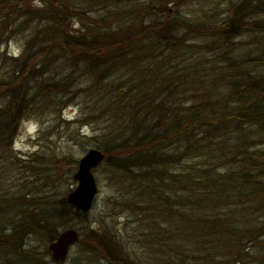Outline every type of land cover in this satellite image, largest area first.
<instances>
[{
  "label": "trees",
  "instance_id": "16d2710c",
  "mask_svg": "<svg viewBox=\"0 0 264 264\" xmlns=\"http://www.w3.org/2000/svg\"><path fill=\"white\" fill-rule=\"evenodd\" d=\"M13 1L0 0V48L26 28L17 22L31 29L11 61L12 76L0 81V177L4 164L18 162L10 147L20 120L85 75L106 89L108 107L129 111L105 140L101 165L121 178L123 202L141 211L140 220L170 226L153 233L157 252L166 245L169 264H264V0L231 1L229 20L204 21L172 16L154 0H119L126 12L88 32L84 24L72 29L66 4L43 0L46 9L30 11L18 1L19 16ZM121 70L132 80L108 81ZM19 193L0 188L1 250L20 264L59 263L28 259L22 246L33 236L55 240L67 225L64 211L31 190ZM103 232L88 236L106 264H145L130 257L122 236L105 241Z\"/></svg>",
  "mask_w": 264,
  "mask_h": 264
},
{
  "label": "rangeland",
  "instance_id": "374dc122",
  "mask_svg": "<svg viewBox=\"0 0 264 264\" xmlns=\"http://www.w3.org/2000/svg\"><path fill=\"white\" fill-rule=\"evenodd\" d=\"M18 1L26 3L28 8L34 9L30 11L47 8H42L43 0H14L12 6L18 10L19 16L21 6H18L17 9ZM54 1L62 7L66 4L72 11L74 16L70 21L72 29H81V24H84L87 32L91 29L95 31V25H99L101 22L102 25L113 23L115 21L113 16L126 12L128 9L123 5L117 8L115 4L119 0H110V2L106 0ZM231 1L236 0H168L167 3L163 0H154L153 3L159 8L167 4L172 16L181 15L185 19L189 16V18L199 20L203 18L201 21H204L205 18L215 17L229 20L230 13H225V11L228 10ZM117 16L119 17L121 14ZM17 17L10 19L19 20ZM151 19L149 16L144 21L149 22L152 21ZM14 26L15 28L26 26V28L17 29L15 32L17 35L12 38V41L0 48V53L3 54H0V81L10 79L12 76L14 67L11 61L19 56L23 37L31 29L29 24H20L19 22ZM115 27L119 26L116 24ZM109 29L113 28L109 26ZM9 30L11 29L9 28ZM187 34L188 32H186ZM187 53L190 54V52ZM147 63L145 61L140 66L145 67ZM171 64L178 66L177 69L182 67L174 61ZM168 65L170 63L166 66ZM68 70L69 68H66L65 64H61L58 71L66 73ZM76 75L83 76L82 74ZM133 75L130 71L121 70L108 81L124 85L127 81L132 80ZM102 87L103 85L96 84L93 79L90 80L88 76L84 75L70 91L60 90L59 98L56 100L45 99L39 103L35 111L21 119L10 147L12 158L18 159V162L9 166V162L6 161L8 163L3 165L1 173H4V177H0V188L4 192L10 190L16 193L20 190L19 194L31 190L32 193L34 192L33 194L41 196L36 197L32 194L31 197L38 198L40 202L55 204L64 211L67 225L60 230L75 228L79 232V237L77 243L69 249L64 260H55V262H59L57 264H106V261L102 259L103 254L99 250V246L88 236L90 230L95 229L104 231L103 240L105 241L114 235L122 236L123 247L130 253L131 258H136L140 262L145 260V264H169L172 254L168 252L170 250H167L165 245L160 252H157V248L154 247L155 240L151 238L153 233L159 234L161 230L162 234L164 231L169 233L170 226L164 221L155 224L152 218H149V221L144 218L140 220L139 213L141 211L137 213L134 207L129 206L128 202H123V198L127 197L128 193L126 196L124 195L127 190L125 186L121 185V178L112 175L105 168V164H100L93 170L98 193L90 210L76 214L72 205L69 204L72 207L68 208L63 203L67 201L69 193L77 187L74 173L78 169L81 157L91 148L98 149L106 155L103 151L105 140L108 137L111 138L109 136L111 133L115 137L117 132L122 129L125 120L129 118L128 110L121 108L116 110L107 106V91ZM182 89L184 95L189 96L187 85ZM8 167H10L9 171H7ZM155 227L158 229L157 232H155ZM80 239L81 242L78 243ZM50 243L43 237L33 236L22 248L27 251L28 259H32L31 256H33L41 263H43L42 259L47 263H54L49 247ZM230 249L229 257L234 259L233 253L236 251H234V247H230ZM15 259L10 252L5 253L0 247V264H20ZM172 262L174 261L172 260L170 263ZM231 264L233 263L231 262Z\"/></svg>",
  "mask_w": 264,
  "mask_h": 264
},
{
  "label": "water",
  "instance_id": "95a60500",
  "mask_svg": "<svg viewBox=\"0 0 264 264\" xmlns=\"http://www.w3.org/2000/svg\"><path fill=\"white\" fill-rule=\"evenodd\" d=\"M104 156L102 151L91 148L79 160L78 169L74 173L77 187L69 193L67 201L81 211H88L93 204L98 191L93 169L103 161ZM78 237V231L73 228L62 231L49 245L52 257L55 260H64Z\"/></svg>",
  "mask_w": 264,
  "mask_h": 264
},
{
  "label": "bare ground",
  "instance_id": "6f19581e",
  "mask_svg": "<svg viewBox=\"0 0 264 264\" xmlns=\"http://www.w3.org/2000/svg\"><path fill=\"white\" fill-rule=\"evenodd\" d=\"M66 229H69V228H66ZM66 229H64V230H66ZM73 229H74V228H73ZM64 230H62V231H64ZM75 230H76V229H75ZM62 231H61V232H62ZM61 232H60V233H61ZM60 233H59V234H60ZM59 234H58V235H59ZM75 243H77V242H75ZM75 243H74V244H75ZM71 247H72V245H71ZM71 247H70V248H71ZM68 253H69V252H68ZM67 255H68V254H67ZM66 257H67V256H66Z\"/></svg>",
  "mask_w": 264,
  "mask_h": 264
}]
</instances>
